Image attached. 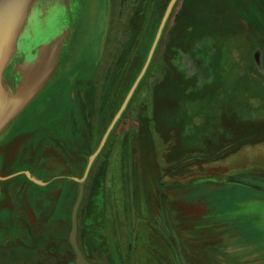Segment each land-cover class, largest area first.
Instances as JSON below:
<instances>
[{"label":"rangeland","instance_id":"374dc122","mask_svg":"<svg viewBox=\"0 0 264 264\" xmlns=\"http://www.w3.org/2000/svg\"><path fill=\"white\" fill-rule=\"evenodd\" d=\"M172 1H67L62 68L0 136V176L36 179H0V264H79L75 207L92 263L264 264V0Z\"/></svg>","mask_w":264,"mask_h":264},{"label":"crops","instance_id":"0c3cea01","mask_svg":"<svg viewBox=\"0 0 264 264\" xmlns=\"http://www.w3.org/2000/svg\"><path fill=\"white\" fill-rule=\"evenodd\" d=\"M11 13L14 25L10 30L9 47L4 58L5 64L0 72V136L12 125L22 111L39 95L49 80L56 74L57 60L63 48L70 40V24L67 23L66 4L68 0H10ZM36 4L44 7V21L39 27H33L36 19L34 14ZM52 4L54 9L49 12ZM51 10V8H50ZM78 15L79 22L82 9ZM37 13H42L36 10ZM83 21V20H82ZM77 27V26H76ZM74 30V29H73ZM25 32L34 37L43 36L46 41L32 49L31 43L24 44V53H28L30 59H16L19 40ZM77 33L75 36L77 38ZM28 37V36H27ZM30 38V37H28ZM4 82L6 84H4ZM7 85V86H6ZM3 99L4 102H3ZM3 146V145H0ZM0 153V165L3 164Z\"/></svg>","mask_w":264,"mask_h":264},{"label":"water","instance_id":"95a60500","mask_svg":"<svg viewBox=\"0 0 264 264\" xmlns=\"http://www.w3.org/2000/svg\"><path fill=\"white\" fill-rule=\"evenodd\" d=\"M10 2H11L10 0H0V72H1V68L5 64V62L1 61V60L5 56L6 50L9 48L6 45V43L7 42L9 43L10 40H11L10 39V30H11V27L14 25L12 13H11ZM168 11L165 14V17L163 19V23L165 22V20H166V18L168 16ZM158 36H159V34L157 35V38H158ZM150 58H151V56H150ZM150 58L148 59L147 63L145 64V66H144L143 70L141 71L139 77L137 78L136 82H138L141 79L142 75L144 74V72H145V70H146V68L148 66ZM4 100L5 99H3V102H4ZM0 101H1V97H0ZM115 121H116V118L112 121L111 125L107 129L106 135H105V137L103 139V142H104L106 136L108 135V133L110 132L111 128L113 127ZM103 142H102V144H103ZM102 144L100 145L98 150L101 148ZM20 172H24L29 178H31L32 180L36 181V179L30 175V171L24 170V171H20ZM20 172H17V173H20ZM17 173H13V174H10V175H7V176H0V179H6L8 177H11V176L17 174ZM76 180L82 182L84 179L83 178H76ZM76 213H77V207H75L74 212H73V228H72L71 242H72V244H73V246H74V248L76 250V253H77V256H78V263L79 264H96V263H92V262L88 261L84 257V255L80 251L79 246L77 244V240H76V233H77L76 232L77 231L76 215L77 214Z\"/></svg>","mask_w":264,"mask_h":264},{"label":"trees","instance_id":"16d2710c","mask_svg":"<svg viewBox=\"0 0 264 264\" xmlns=\"http://www.w3.org/2000/svg\"><path fill=\"white\" fill-rule=\"evenodd\" d=\"M144 26V22L142 23V25H141V27H140V30H142V27ZM1 158H2V160L4 161V154L2 153L1 154ZM2 161V162H3ZM12 172H15V171H12ZM24 173V172H23ZM25 174V173H24ZM25 176H27L26 174H25Z\"/></svg>","mask_w":264,"mask_h":264},{"label":"flooded vegetation","instance_id":"af4514ba","mask_svg":"<svg viewBox=\"0 0 264 264\" xmlns=\"http://www.w3.org/2000/svg\"><path fill=\"white\" fill-rule=\"evenodd\" d=\"M144 144V143H143ZM146 148L145 147H143V150H145Z\"/></svg>","mask_w":264,"mask_h":264}]
</instances>
